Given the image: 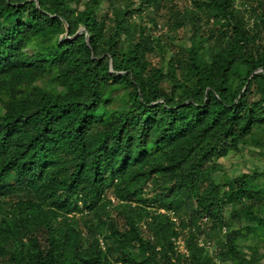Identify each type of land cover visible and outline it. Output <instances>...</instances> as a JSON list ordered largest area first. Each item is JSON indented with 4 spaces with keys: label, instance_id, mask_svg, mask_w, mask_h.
Segmentation results:
<instances>
[{
    "label": "trees",
    "instance_id": "obj_1",
    "mask_svg": "<svg viewBox=\"0 0 264 264\" xmlns=\"http://www.w3.org/2000/svg\"><path fill=\"white\" fill-rule=\"evenodd\" d=\"M118 1L0 0V264H264V0Z\"/></svg>",
    "mask_w": 264,
    "mask_h": 264
},
{
    "label": "rangeland",
    "instance_id": "obj_2",
    "mask_svg": "<svg viewBox=\"0 0 264 264\" xmlns=\"http://www.w3.org/2000/svg\"><path fill=\"white\" fill-rule=\"evenodd\" d=\"M122 1L123 0L118 1L117 5L120 6L121 4V6H123ZM177 3L179 4L180 8H186L189 4V0H177ZM106 8H109V6L107 5ZM159 14L165 15L166 12L159 13ZM152 18H154L156 22L158 23V25L162 27L163 32L161 33H165V34L169 33L170 25L167 24V17H158L157 15H153ZM148 20H145L143 22V25H148L149 27H151V30H152L153 29L152 23H150ZM180 33L183 36L182 41H185L187 45H189L190 43L189 37L191 36V33L189 31L187 32L186 30L181 31ZM158 35L161 36L162 34L158 33ZM258 138H259V141L260 139H262V137H259V136L256 139ZM261 145L262 147H258V146L249 144L247 147H243L240 152L231 153L227 158L220 160L219 165L222 167V171H221V174H219L218 176H222L223 173H226L228 176L235 177L240 174L251 173L255 170H259L260 172H263L264 171V139L261 140ZM204 226L205 227L208 226L210 228V225L207 224L206 221H204ZM237 228H238V225H235V229ZM206 239L207 238L205 236L203 235L200 236V247L205 246L210 251L209 253H211L215 257V254H217V251H218V245H217L218 243L216 241L214 242V241H210ZM212 239H215V238H212ZM255 244H256V240H253L251 243H245V242L241 243V245L244 247H249V246L253 247V245ZM178 245H179L178 248L180 249V251H182L183 253L187 252L184 241H179ZM262 251L264 252V248L262 249ZM262 263H264V255H263ZM226 264H231V263H226Z\"/></svg>",
    "mask_w": 264,
    "mask_h": 264
}]
</instances>
